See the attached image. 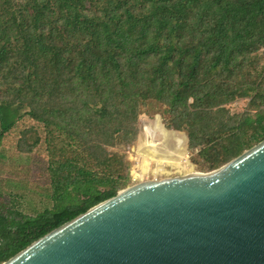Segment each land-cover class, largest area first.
I'll return each mask as SVG.
<instances>
[{"label": "trees", "instance_id": "1", "mask_svg": "<svg viewBox=\"0 0 264 264\" xmlns=\"http://www.w3.org/2000/svg\"><path fill=\"white\" fill-rule=\"evenodd\" d=\"M157 115L195 172L264 140V0H0V164L46 183L0 197V264L125 190Z\"/></svg>", "mask_w": 264, "mask_h": 264}, {"label": "water", "instance_id": "2", "mask_svg": "<svg viewBox=\"0 0 264 264\" xmlns=\"http://www.w3.org/2000/svg\"><path fill=\"white\" fill-rule=\"evenodd\" d=\"M2 264H264V140L214 171L127 187Z\"/></svg>", "mask_w": 264, "mask_h": 264}, {"label": "rangeland", "instance_id": "3", "mask_svg": "<svg viewBox=\"0 0 264 264\" xmlns=\"http://www.w3.org/2000/svg\"><path fill=\"white\" fill-rule=\"evenodd\" d=\"M239 105L236 103V106ZM246 109L251 110V106L248 105ZM155 119L156 122L153 124L151 123V125L165 128V126L160 123L159 115H157ZM142 127L140 128L139 141L132 148L130 153V157L135 164V169L131 175L128 187H133L145 181H159L183 174L180 173L179 170L180 167H184V163L187 161L185 159V154H189L187 152L188 137L184 135L185 143H181L179 141L180 138L176 135V131H170L168 139L157 147L158 152L156 155H153L150 151L152 145L150 146V143L144 140V129ZM165 129H167V127ZM35 158L36 156H24L18 163L3 161V163L0 164V168L2 169V171H0V197L4 196L5 199L6 195L4 194L11 192L23 195H25V193H35L34 197H28L26 199L28 201L38 199L41 191L40 188L45 181L39 178V172L33 161ZM189 163L191 165V156ZM190 165L188 166L190 167ZM191 167L193 168V166ZM167 173H170V175ZM0 201L6 205L9 204V200L7 199L3 201L0 199Z\"/></svg>", "mask_w": 264, "mask_h": 264}, {"label": "bare ground", "instance_id": "4", "mask_svg": "<svg viewBox=\"0 0 264 264\" xmlns=\"http://www.w3.org/2000/svg\"><path fill=\"white\" fill-rule=\"evenodd\" d=\"M143 137L144 140L148 143H150V151L153 153V155H156L158 150L157 147L161 145L162 142L168 139V134L170 131H168L165 128H160L157 125H151V124H144L143 127ZM177 137L180 139L184 138V135H180L179 132L176 133Z\"/></svg>", "mask_w": 264, "mask_h": 264}, {"label": "built area", "instance_id": "5", "mask_svg": "<svg viewBox=\"0 0 264 264\" xmlns=\"http://www.w3.org/2000/svg\"><path fill=\"white\" fill-rule=\"evenodd\" d=\"M185 159H186L187 161H185V163H184V167H183V166L180 167V170H179L180 173H187V172H189L190 170H192V167H191V165H190V163H189L190 155L186 153V154H185ZM188 165H190L191 168H190Z\"/></svg>", "mask_w": 264, "mask_h": 264}, {"label": "crops", "instance_id": "6", "mask_svg": "<svg viewBox=\"0 0 264 264\" xmlns=\"http://www.w3.org/2000/svg\"><path fill=\"white\" fill-rule=\"evenodd\" d=\"M168 131H169V130H168ZM176 133H178V132H176ZM179 134H180V135H186V136H187V134H184L183 132H179ZM187 137H188V136H187ZM187 139H188V138H187ZM179 141H180L181 143H185V142H184V138H183V139H179ZM185 141H186V140H185ZM167 174L170 175V173H167ZM177 175H179V174H177ZM177 175H176V176H177Z\"/></svg>", "mask_w": 264, "mask_h": 264}]
</instances>
